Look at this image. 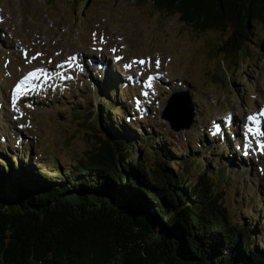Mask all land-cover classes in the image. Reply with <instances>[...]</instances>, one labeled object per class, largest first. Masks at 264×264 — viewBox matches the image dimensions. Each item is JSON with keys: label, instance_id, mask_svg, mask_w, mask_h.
<instances>
[{"label": "rangeland", "instance_id": "rangeland-1", "mask_svg": "<svg viewBox=\"0 0 264 264\" xmlns=\"http://www.w3.org/2000/svg\"><path fill=\"white\" fill-rule=\"evenodd\" d=\"M254 32L262 48L252 45L232 58L222 50L226 33H197L148 0H0L2 146L7 153L31 147L36 162L49 170L84 158L97 143L82 115L90 94L97 107L93 75L106 69L127 89L121 99L128 124L156 126L162 135L152 137L169 136L201 158H212L204 146L218 144L219 136V142H233L218 159L219 165L229 161L225 178L219 177L225 202L235 221L258 203L264 242V28L255 24ZM32 72L36 76L25 82ZM22 82L26 94L18 95ZM184 91L195 117L190 129L176 132L163 114L171 95Z\"/></svg>", "mask_w": 264, "mask_h": 264}, {"label": "trees", "instance_id": "trees-1", "mask_svg": "<svg viewBox=\"0 0 264 264\" xmlns=\"http://www.w3.org/2000/svg\"><path fill=\"white\" fill-rule=\"evenodd\" d=\"M148 1L197 33H226L232 58L262 48L264 0ZM93 79L97 107L90 94L82 116L97 144L84 158L49 170L31 147L7 153L0 138V264H264L258 203L235 221L220 183L233 142L205 145L213 162L154 138L158 127L126 122L122 82L106 69Z\"/></svg>", "mask_w": 264, "mask_h": 264}, {"label": "water", "instance_id": "water-1", "mask_svg": "<svg viewBox=\"0 0 264 264\" xmlns=\"http://www.w3.org/2000/svg\"><path fill=\"white\" fill-rule=\"evenodd\" d=\"M189 91L173 93L168 100L163 119L169 121L171 128L179 132L193 125L195 105Z\"/></svg>", "mask_w": 264, "mask_h": 264}, {"label": "snow or ice", "instance_id": "snow-or-ice-1", "mask_svg": "<svg viewBox=\"0 0 264 264\" xmlns=\"http://www.w3.org/2000/svg\"><path fill=\"white\" fill-rule=\"evenodd\" d=\"M33 59H35V57H33ZM72 59H75V57H73ZM118 59H119V58H118ZM138 63H140V64H144V63H146V61H138ZM159 66H160V62H159V61H156V67L158 68ZM126 67H131V65H126ZM37 71H42V70H37ZM35 76H36V72L29 73L28 77L25 78V82H26L28 79H31V78H33V77H35ZM152 79H154V77H150V78H149L150 81H151ZM23 83H24V82H22L21 84H18V85L16 86L15 91H16V93H17L18 95H20V94H26V92H25L24 89H23ZM148 86L151 87V83H149ZM29 107H31V105H29ZM21 115H23V114H21ZM248 119L251 121V120H254L255 117L249 116ZM248 131L251 132L252 129L249 128ZM257 134H259V133H257ZM260 150H261L262 153H264V143H261V144H260Z\"/></svg>", "mask_w": 264, "mask_h": 264}, {"label": "bare ground", "instance_id": "bare-ground-1", "mask_svg": "<svg viewBox=\"0 0 264 264\" xmlns=\"http://www.w3.org/2000/svg\"><path fill=\"white\" fill-rule=\"evenodd\" d=\"M258 118L260 119V122L263 120L261 116H260V117H258Z\"/></svg>", "mask_w": 264, "mask_h": 264}]
</instances>
